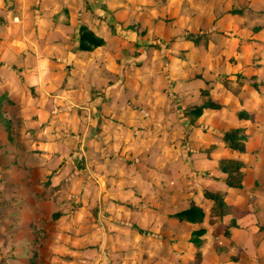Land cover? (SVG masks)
Segmentation results:
<instances>
[{
	"label": "rangeland",
	"instance_id": "rangeland-1",
	"mask_svg": "<svg viewBox=\"0 0 264 264\" xmlns=\"http://www.w3.org/2000/svg\"><path fill=\"white\" fill-rule=\"evenodd\" d=\"M36 1L0 72V264L198 263L177 211L225 190L220 157L246 161L249 192L193 226L203 264H264V0H69L64 50L33 54L34 14L37 28L63 8ZM81 26L103 43L80 50ZM206 100L221 107L191 112ZM235 126L246 151L209 147Z\"/></svg>",
	"mask_w": 264,
	"mask_h": 264
},
{
	"label": "crops",
	"instance_id": "crops-1",
	"mask_svg": "<svg viewBox=\"0 0 264 264\" xmlns=\"http://www.w3.org/2000/svg\"><path fill=\"white\" fill-rule=\"evenodd\" d=\"M36 2H37V4H38V2L40 3L38 7L41 8V6H42L41 4H43V3H47L48 4V2H50V1H48V0H37ZM53 2H56V0H53ZM10 3H13V6H11ZM27 4H28V0H0V72L7 73L8 70L6 71V68H4V67H7L9 65V63L11 62L12 58H14L15 56H18L19 55V57H21V53H20L19 49H17V51L16 50H13L11 48V46H9L10 44H7V43H8V41H12L13 39L15 40V35L21 36L20 33H19V31H17V29H18V27L20 25L19 23L22 22V21H24L23 15L25 13H23L22 10H23V7L25 5H27ZM56 4H60L61 6H63V8H62L61 11L59 9L57 10V11H59V13L55 15V17H54L55 18L54 19L55 21L53 19H50L49 17H45V21H44V17L41 18V15H40V18L42 19V21H40V24L42 25V24L45 23L44 24L45 27L44 26L42 27L41 25H39V27L36 28V24H37L36 21L38 19V16H39L40 12H37V14H34V17L32 19L33 20L32 27H33V30H34L33 33H34V40H35V42L33 41V44H34L33 46L30 45L31 51L24 50V52L33 53V50L32 49H34L35 52H36L37 42H39V43H42L43 42V47L41 46L40 49H39L40 50V54H45V50H46L45 48L47 47V44L48 45H51L55 49H53L52 47H49V48H47L46 52H48V51H50V52H57L58 50H64V48H65L64 47V45H65L64 42L65 41H63V37L66 38V36H67L65 34L66 33V27L67 26H66V24H65L64 21L66 20V18H68V19H71L72 18V15H69V14H71V11L68 10L69 6H68V8L66 6L67 5H70L72 3H70L69 0H59V1L56 2ZM48 5H50V4H48ZM64 7L67 8V12H66V10H65ZM55 8H57V7L55 6ZM44 10H42V11H44L46 13H48V10H49V12H51V8H48V10H46V8H45ZM38 11H40V10L38 9ZM46 13H45V15H46ZM47 16H49V15L47 14ZM44 42H45V44H44ZM24 45H26V43H24ZM27 56L24 57L25 62H27V60H26V57ZM33 63L31 65L35 66L36 63H38L37 64L38 67L41 68L39 62H36L35 64H33ZM4 76L5 77L2 78V75H0V77L2 78V80H5L6 79V75H4ZM2 95L3 94H0V98L2 97ZM4 116L7 119V116L6 115H4ZM19 127H20V124H18V121L15 122L13 128H15L16 131H17L19 129ZM22 127H23V125H22ZM221 134L222 133H220L219 135H221ZM217 137L218 136H214V140H217V141H212L211 144H216L218 147L224 148L223 147V144H224L223 141L219 137L218 138ZM246 146L247 145L245 143V149H246ZM247 148H248V146H247ZM239 153H241V152H239ZM202 159H204L205 161H209L210 162V161H215L217 158L215 156H213L212 158H208L203 153ZM240 160H242V161H244L246 163V161L243 158H240ZM215 163H216V166H217V161ZM246 168H248V164L247 163H246ZM220 174L222 176L225 173H223V172L220 171ZM244 177H245V174H244ZM224 183H225L224 181L221 182V183H218L217 181H214L213 180L211 186L213 188L217 189V190H220L221 188H224L226 186L225 187V190L220 191V193L222 192V193L226 194V193H228L227 190H231V189H229V187L227 188V185H225ZM242 190H243V193L244 194H247V192H249V189L247 190L245 187H243ZM215 192H218V191H215ZM202 196H203V202H204V204H201V203H198V202H195V204L198 205V206H200L206 212V206H207V208L210 207L211 204H212V201L209 200V199H207L203 194H202ZM225 196H226V201H227L228 198H229V196L228 195H225ZM227 203H228V201H227ZM228 204L232 205L231 203H228ZM244 214H246V215L247 214H253V212L250 211V210H248V211H245ZM244 214H242V215H244ZM179 222L181 224L184 223L185 225H188V224L190 225L191 224V223H189L186 220H182V221L179 220ZM236 223L238 225L239 224H242L239 220H237ZM199 224H201V221L198 222V223L191 224L192 227H190V228H196V227H193V226H196V225H199ZM203 227H205V226H203ZM246 228H248V227H246ZM246 228L239 227V226H237L235 228L234 227L232 228L233 239L235 240L233 242L236 245H239V246L240 245L241 246L242 245H246V244L242 243L243 241L244 242H246V241L237 232L239 230L244 231ZM233 230H234V232H233ZM250 232H252V231L250 230ZM245 235H247L246 230H245ZM236 236L239 239H236ZM204 237H205V235H204ZM204 237H203L202 244L205 241L204 240ZM22 240H24V239L22 238V239H17L16 241H14L15 245H18V244L22 245V244H24L22 242ZM248 240L250 241V238H248ZM190 244H192V243H190ZM189 259H187L188 260L187 264H192V263L189 262ZM204 260L205 259L202 258V253H201V256L199 258V262L198 263H194V264H203Z\"/></svg>",
	"mask_w": 264,
	"mask_h": 264
},
{
	"label": "trees",
	"instance_id": "trees-1",
	"mask_svg": "<svg viewBox=\"0 0 264 264\" xmlns=\"http://www.w3.org/2000/svg\"><path fill=\"white\" fill-rule=\"evenodd\" d=\"M103 38L95 35L91 30L86 29L84 26L80 27L79 33V44L78 48L80 50H92L95 47L101 45L103 43ZM255 84V83H253ZM221 107V104L213 101L206 100L201 104L196 105L191 109V112H194L196 115L202 114L204 110H216ZM190 112V111H189ZM240 118H249V115L243 111L239 112ZM7 133L9 135L10 127L6 125ZM246 134L244 133V127L235 126L231 128H227L223 131V133L219 136V138L223 141V147L226 151H237L244 152L245 149V140ZM212 150H216L219 147L216 144H212ZM208 158H212L214 155L212 153H207ZM217 166L219 171L226 174L225 183L227 187L231 189H241L243 187V179H244V170L246 168V163L240 159H225L224 157H220L217 160ZM203 195L212 201L210 206V210L213 214H216L220 221H222L224 215L227 213L230 208V204L226 201V196L224 193L211 191L208 189H203ZM177 216L180 218L179 220H186L191 224L198 223L202 221L204 216V210L198 206L191 204L187 208L177 211ZM231 225L237 226L235 220H232ZM222 231V233L229 238L230 236V225L225 223H220L218 225L217 231ZM191 236L189 237L190 243H192L194 247L195 258H200L201 251L200 247L202 245L203 239L202 235L205 233L206 229L203 226H198L196 228H191Z\"/></svg>",
	"mask_w": 264,
	"mask_h": 264
}]
</instances>
